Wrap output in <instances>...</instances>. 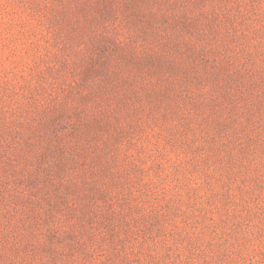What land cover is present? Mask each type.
Listing matches in <instances>:
<instances>
[{"label": "rangeland", "instance_id": "1", "mask_svg": "<svg viewBox=\"0 0 264 264\" xmlns=\"http://www.w3.org/2000/svg\"><path fill=\"white\" fill-rule=\"evenodd\" d=\"M0 264H264V0H0Z\"/></svg>", "mask_w": 264, "mask_h": 264}]
</instances>
